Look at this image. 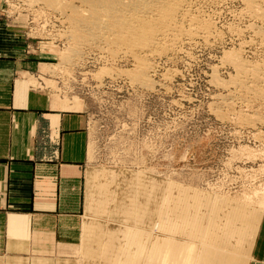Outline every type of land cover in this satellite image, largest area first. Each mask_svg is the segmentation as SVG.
Instances as JSON below:
<instances>
[{"label":"rangeland","instance_id":"obj_1","mask_svg":"<svg viewBox=\"0 0 264 264\" xmlns=\"http://www.w3.org/2000/svg\"><path fill=\"white\" fill-rule=\"evenodd\" d=\"M54 2L0 0V51L87 116V212L112 216L85 221L83 264H243L264 211V17L246 0H193L143 69L89 7Z\"/></svg>","mask_w":264,"mask_h":264},{"label":"crops","instance_id":"obj_2","mask_svg":"<svg viewBox=\"0 0 264 264\" xmlns=\"http://www.w3.org/2000/svg\"><path fill=\"white\" fill-rule=\"evenodd\" d=\"M23 64L13 47L1 49L0 264H83L85 221L112 216L87 212V116L30 87ZM253 233L240 245L243 264H264V211Z\"/></svg>","mask_w":264,"mask_h":264},{"label":"bare ground","instance_id":"obj_3","mask_svg":"<svg viewBox=\"0 0 264 264\" xmlns=\"http://www.w3.org/2000/svg\"><path fill=\"white\" fill-rule=\"evenodd\" d=\"M49 1L56 5H62L61 2ZM79 1L91 9L92 20L89 22L90 25L100 34L103 33V36L108 40L111 39L115 43L128 46L131 52L137 54L136 57H138L140 65H144L143 69L146 67L144 63L146 54L159 51L163 46L162 42L172 41L181 33V24L188 16V4L193 2V0ZM246 2L258 16L264 17V7L256 6L255 0H246ZM193 20L197 23L196 18ZM79 22L80 27L88 25V21L80 20ZM206 24L199 21L201 26H207ZM232 59L237 60V57L233 56ZM237 67L239 72L243 71V66L239 63ZM238 82L243 83L241 80ZM88 228L84 232L86 239L91 231Z\"/></svg>","mask_w":264,"mask_h":264}]
</instances>
